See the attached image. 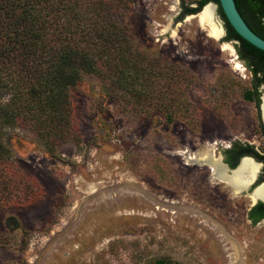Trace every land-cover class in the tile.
<instances>
[{
    "label": "rangeland",
    "instance_id": "rangeland-1",
    "mask_svg": "<svg viewBox=\"0 0 264 264\" xmlns=\"http://www.w3.org/2000/svg\"><path fill=\"white\" fill-rule=\"evenodd\" d=\"M212 3L219 38L198 13L177 19L181 0L119 9L132 47L158 72L122 89L83 75L68 90L73 133L60 141L8 130L12 158L42 189L0 212V264H264V219L249 218L246 191L189 158L214 147L226 163L239 145L264 153V84L257 103Z\"/></svg>",
    "mask_w": 264,
    "mask_h": 264
},
{
    "label": "trees",
    "instance_id": "trees-1",
    "mask_svg": "<svg viewBox=\"0 0 264 264\" xmlns=\"http://www.w3.org/2000/svg\"><path fill=\"white\" fill-rule=\"evenodd\" d=\"M215 2L224 20L222 40L239 42L237 53L253 74L255 100L260 101L264 84V51L239 36L226 20L218 0H197L196 6L181 0L178 20L200 12ZM247 25L264 38V0H234ZM134 0H0V212L10 206L32 204L41 186L23 174L12 158L8 130L26 127L47 142L72 135L74 121L69 89L85 74H92L107 86L126 88L141 84L145 73H157L155 64L144 63V55L132 47L118 10ZM148 67V68H147ZM171 85V84H170ZM150 106L141 109L147 111ZM241 155L263 163L264 153L250 145ZM238 146V147H239ZM228 163V161H226ZM264 180L258 177L257 183ZM258 201L249 218L264 217ZM7 225L18 227L13 216ZM0 237V242H1ZM5 244V242H2Z\"/></svg>",
    "mask_w": 264,
    "mask_h": 264
},
{
    "label": "bare ground",
    "instance_id": "bare-ground-1",
    "mask_svg": "<svg viewBox=\"0 0 264 264\" xmlns=\"http://www.w3.org/2000/svg\"><path fill=\"white\" fill-rule=\"evenodd\" d=\"M199 23L207 28L210 36L219 38L223 35V30L219 21H217L214 14V4H206L200 12L196 15ZM226 49L230 50L227 44H224ZM199 156H189L190 159L194 158L196 161H202L208 165L211 169L214 178L230 187L234 193H239L245 190L250 183H252L259 170L260 164L251 156L245 155L242 157L239 166L234 170H227L224 161L221 156H216L214 153V147L203 150L198 153ZM250 197L252 201L256 199L264 200V182L257 186L251 193ZM262 200V201H263ZM256 200L255 202H257ZM253 202V203H255Z\"/></svg>",
    "mask_w": 264,
    "mask_h": 264
},
{
    "label": "water",
    "instance_id": "water-1",
    "mask_svg": "<svg viewBox=\"0 0 264 264\" xmlns=\"http://www.w3.org/2000/svg\"><path fill=\"white\" fill-rule=\"evenodd\" d=\"M218 1H219L220 8H221V10H222V12H223L226 20L232 26V28L236 31V33L239 36H241L244 40H246L247 42H249L250 44H252L253 46L259 48L262 51H264V38H262L261 36H259L258 34H256L247 25V23L245 22V20L241 16L240 12L238 11V9H237V7L235 5V1L234 0H218ZM208 3H212V2L209 1L206 4H208ZM197 13H195V14H197ZM261 99H262L261 110H262V116H263V121H264V95L261 97ZM242 157L239 159V161L235 165V167H232V168L229 167L228 164L224 162V164L227 167V170H230L231 171V170L236 169L239 166V163H240ZM263 182H264V180L257 183V179H256L252 184H250L246 188V190H245L246 191V194L251 193L257 186H259ZM260 201H262V200H260ZM255 203H251L250 205H254Z\"/></svg>",
    "mask_w": 264,
    "mask_h": 264
},
{
    "label": "flooded vegetation",
    "instance_id": "flooded-vegetation-1",
    "mask_svg": "<svg viewBox=\"0 0 264 264\" xmlns=\"http://www.w3.org/2000/svg\"><path fill=\"white\" fill-rule=\"evenodd\" d=\"M243 150V148L242 147H235L233 150H229L227 153H226V155H227V161H228V166L231 164V163H233L234 161H235V159H236V157L238 156V154L241 152ZM243 155H241V157H242ZM241 157H239L238 158V161H239V159L241 158ZM242 161V160H241ZM260 164V163H259ZM261 165V164H260ZM230 167V166H229ZM232 168V167H231ZM259 169H260V167H259ZM258 173H259V170H258V172H257V174H256V177H255V179H254V181L256 180V179H258L257 177H258ZM261 175L263 176L264 175V172L262 171L261 172ZM253 181V182H254ZM252 182V183H253ZM252 183H250V184H252ZM229 189H231L230 187H229ZM232 190V189H231ZM246 190V189H245ZM245 190H242V191H245ZM250 195L251 194H247V196L250 198V200H251V203H253V202H255L256 200H258V201H260V200H263V199H256V200H254V201H252V199H251V197H250ZM257 201V202H258ZM264 201V200H263ZM256 202V203H257ZM255 203V204H256ZM254 204V205H255ZM254 205H250V208H249V210L254 206ZM264 209V206H262V207H260L259 209H257L255 212H260L261 210H263ZM262 219H264V217L262 218Z\"/></svg>",
    "mask_w": 264,
    "mask_h": 264
}]
</instances>
